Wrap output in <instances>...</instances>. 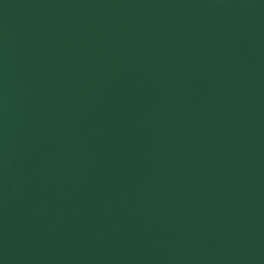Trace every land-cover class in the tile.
Returning <instances> with one entry per match:
<instances>
[{"label":"water","instance_id":"water-1","mask_svg":"<svg viewBox=\"0 0 264 264\" xmlns=\"http://www.w3.org/2000/svg\"><path fill=\"white\" fill-rule=\"evenodd\" d=\"M0 264H264V0H0Z\"/></svg>","mask_w":264,"mask_h":264}]
</instances>
